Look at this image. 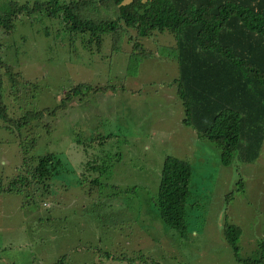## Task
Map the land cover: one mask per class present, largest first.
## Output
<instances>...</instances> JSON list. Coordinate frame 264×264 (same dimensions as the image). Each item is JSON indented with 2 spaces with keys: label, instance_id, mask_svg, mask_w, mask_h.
<instances>
[{
  "label": "rangeland",
  "instance_id": "obj_1",
  "mask_svg": "<svg viewBox=\"0 0 264 264\" xmlns=\"http://www.w3.org/2000/svg\"><path fill=\"white\" fill-rule=\"evenodd\" d=\"M108 10L100 7L94 18H112ZM16 23L7 38L0 37L6 62L22 74L20 84L5 85L15 95L7 97L11 112L0 119V177L7 184L22 165L30 168L52 152L61 153L66 164L32 189L0 193V264H55L64 254L70 258L60 264H245L225 241L230 222L243 230L237 256H259L264 144L254 162L235 158L225 165L216 144L199 140L183 123L179 63L166 55L176 47L173 34L157 30L139 38L144 53H152L136 62L131 28L118 47L107 33L103 45L95 39L85 48L62 26L36 15ZM48 26L50 35L43 32ZM82 83L92 87L64 103L67 92ZM100 136L107 137L106 149L114 145L123 153L105 178L116 179V172L121 185L135 186L121 192L124 208L110 205L108 195L117 189L95 188L88 169L70 156L76 148L83 154L93 138L99 147ZM167 155L188 159L193 167L184 231L166 227L152 201Z\"/></svg>",
  "mask_w": 264,
  "mask_h": 264
},
{
  "label": "trees",
  "instance_id": "obj_2",
  "mask_svg": "<svg viewBox=\"0 0 264 264\" xmlns=\"http://www.w3.org/2000/svg\"><path fill=\"white\" fill-rule=\"evenodd\" d=\"M103 6L109 9L112 18H94ZM32 15H36V20H49L55 26H62L71 40L81 41L85 48L95 39L99 46L103 45L102 36L107 33L113 35L114 46L118 47L117 42L131 28L137 34L133 48H141L132 53L136 62L152 53H144L139 38L157 30L173 34L176 47L166 55L179 63L176 83L185 111L183 123L196 131L199 140L215 143L225 165L232 164L235 158L252 163L260 156L264 144V0H35L33 4L0 0V37L7 38L17 28L16 20L20 16ZM51 27L43 32L50 35ZM87 34H90L88 39ZM129 38L132 40L133 36ZM4 48L0 41V119L7 118L8 111L11 112L7 97L15 95L5 85L20 84L22 75L6 62ZM91 87L82 83L71 88L63 102L78 95L81 88ZM106 139V136L96 137L98 147L93 138L83 145V154L76 148L70 156L76 164L88 169L95 188L117 189L118 193L108 195L110 205L115 209L124 208L120 194L131 192L135 186L121 185L116 172V179L105 178L119 167L123 158L122 151L114 145L104 147ZM65 164L61 153L41 156L30 168L22 165L19 174L9 183L5 184L0 177V193L32 189L41 180L58 176ZM192 176L190 160L174 155L165 157L159 190L152 201L166 227L182 231L187 228L186 206ZM237 189L244 190V186ZM242 233L240 225L226 223L225 241L232 246L237 260L264 264V240L259 245L257 258L237 256ZM69 258V254H64L55 264Z\"/></svg>",
  "mask_w": 264,
  "mask_h": 264
}]
</instances>
